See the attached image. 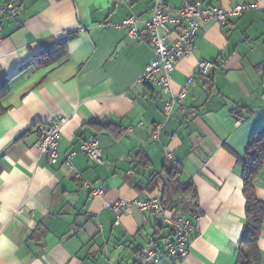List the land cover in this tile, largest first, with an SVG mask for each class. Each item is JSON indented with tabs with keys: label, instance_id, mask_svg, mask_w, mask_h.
Segmentation results:
<instances>
[{
	"label": "crops",
	"instance_id": "1",
	"mask_svg": "<svg viewBox=\"0 0 264 264\" xmlns=\"http://www.w3.org/2000/svg\"><path fill=\"white\" fill-rule=\"evenodd\" d=\"M9 1L19 15L0 22V87L8 83L0 101V264H143L148 251L163 254L174 236L162 217L131 208L117 218L107 204L161 199L168 161L197 188L200 215H186L188 256L161 264H236L246 207L242 159L264 128V0H198L250 8L225 25H200L192 54L176 63L170 93L139 82L155 57L145 34L151 0L0 3ZM164 1L168 14L179 15L182 0ZM132 16L136 40L117 27ZM201 61L213 63L212 83L199 74ZM183 89L167 118L165 103ZM58 117L69 122L50 164L35 146L38 127ZM91 138L101 162L78 154L67 167L66 155ZM78 173L105 194L93 195ZM254 187L264 200V165ZM259 247L264 264V228Z\"/></svg>",
	"mask_w": 264,
	"mask_h": 264
},
{
	"label": "built area",
	"instance_id": "2",
	"mask_svg": "<svg viewBox=\"0 0 264 264\" xmlns=\"http://www.w3.org/2000/svg\"><path fill=\"white\" fill-rule=\"evenodd\" d=\"M121 2L131 3L132 0H120ZM183 6L179 15L171 16L166 12L164 0H151L152 17L146 22L147 41L154 49L155 57L146 66L144 72L139 77V82L143 84H156L164 93L172 91V73L175 70L177 61L181 57L192 54L195 48L196 34L202 23L216 22L225 25L232 18L241 16L250 7L237 6L232 9H225L220 6L204 5L198 0H182ZM19 15L18 7L15 3L9 1L0 3V22L7 17H17ZM138 18L132 16L117 25L119 29H126L128 37L136 40L141 33L136 28ZM2 36L0 33V41ZM214 65L210 61H201L198 64L199 74L208 77L212 74ZM191 80L189 81V83ZM187 95V89H183L172 101L164 105V114L170 118L173 113L174 104L181 102ZM196 116L195 112H192ZM68 117H58L51 122L42 124L38 127L39 139L36 147L47 155L49 163L55 164L59 156V141L62 137L64 127L68 124ZM163 124H156L151 134L153 141L158 140L163 129ZM82 154L91 161L101 162L100 144L96 138L85 141L79 151L73 150L65 157V164L71 167L73 159ZM171 156V155H170ZM76 179L82 183V186L91 190L95 196L105 194L104 187H94L90 181L86 180L81 173L76 175ZM136 208L143 213H156L164 218L167 226L173 231L174 241H172L163 255L150 250L146 253L143 264H161L163 258H181L184 259L189 254L190 241L189 236L193 230L192 225L187 221L186 215H176L174 211L165 209L161 199L158 196L145 195L141 199L133 201H117L108 203L107 209L119 214L123 209ZM106 264H113L108 261Z\"/></svg>",
	"mask_w": 264,
	"mask_h": 264
},
{
	"label": "trees",
	"instance_id": "3",
	"mask_svg": "<svg viewBox=\"0 0 264 264\" xmlns=\"http://www.w3.org/2000/svg\"><path fill=\"white\" fill-rule=\"evenodd\" d=\"M75 35V32L71 33L68 36V40ZM66 43L67 40H65L64 44L62 43V45L65 46ZM44 53L46 54L42 56L46 57L48 52ZM39 57L40 56H37V58ZM52 62L54 61L51 58H48L46 61L47 64ZM211 75L205 78L210 79ZM211 81L212 80L210 79L209 82ZM146 85L152 84L147 83ZM7 92L8 83L6 80L0 87V101ZM5 111L6 109L0 103V115ZM263 165L264 128L252 134L249 140L245 159H242L244 181L243 193L246 199V207L245 223L239 240L240 247L236 264H262V253L259 247V241L264 228V200L258 197L254 187V180L259 175ZM164 172L166 177L162 181L161 201L165 209L174 211L176 215H178L179 212L180 214L184 215H200L198 191L193 182H181L179 177L182 171L178 165L171 163V161H168V163L164 166ZM163 223L165 224L163 226L169 228L173 234L172 229L166 225L164 218Z\"/></svg>",
	"mask_w": 264,
	"mask_h": 264
},
{
	"label": "snow or ice",
	"instance_id": "4",
	"mask_svg": "<svg viewBox=\"0 0 264 264\" xmlns=\"http://www.w3.org/2000/svg\"><path fill=\"white\" fill-rule=\"evenodd\" d=\"M46 53H43V52H38L37 55L38 56H42V55H45Z\"/></svg>",
	"mask_w": 264,
	"mask_h": 264
},
{
	"label": "rangeland",
	"instance_id": "5",
	"mask_svg": "<svg viewBox=\"0 0 264 264\" xmlns=\"http://www.w3.org/2000/svg\"><path fill=\"white\" fill-rule=\"evenodd\" d=\"M169 229V228H168ZM170 230V229H169ZM161 242H163V241H161ZM162 244H164V243H162Z\"/></svg>",
	"mask_w": 264,
	"mask_h": 264
}]
</instances>
